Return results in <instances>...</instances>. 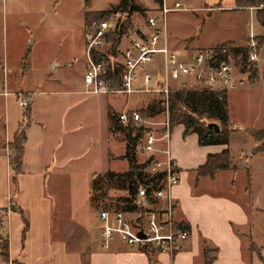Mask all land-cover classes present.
Masks as SVG:
<instances>
[{
    "label": "crops",
    "instance_id": "1",
    "mask_svg": "<svg viewBox=\"0 0 264 264\" xmlns=\"http://www.w3.org/2000/svg\"><path fill=\"white\" fill-rule=\"evenodd\" d=\"M164 1L167 4L176 2L186 8V11L174 14H193L185 17V21L177 20L171 27L164 22L167 46L179 54L223 48L222 45H225L229 60V56L239 54L236 50L242 49L241 44L249 36H255L253 25L258 26L257 23H248L247 26L244 20L245 15L254 19V10L236 9L234 0ZM133 2L142 11L139 13L142 16L159 15L161 0H154L155 3L150 4L151 9H156V15H146L144 8L136 4L135 0ZM137 14L130 15L132 31L127 39H134L147 32L144 20L138 19ZM238 23L242 25L243 31L238 39H234L231 35ZM188 24L187 33L185 26ZM127 39L123 44L121 42L123 47L127 45ZM261 48L264 49V46ZM24 55L26 53L21 52L19 62L27 66V59L22 61ZM6 59V53L2 52L1 70ZM252 64L255 66L256 80L260 76L263 78L264 66L258 64L257 58ZM232 67L234 77L233 64ZM236 82L242 83L235 76L232 87L226 90L227 108V93L235 88ZM6 84L7 81H0V213L4 214L0 238H5L7 242L6 260L0 256V264H203L202 243L215 250L212 264H264V152L252 154V149L259 142L246 134L237 140L250 145L242 162L237 160L238 156L236 159L231 155L229 138L234 132L231 129L226 145L199 146L195 134L182 138L183 127H172L167 151L179 179L169 191L173 203L172 222L185 224L188 235L184 240L178 241L172 255L148 248L149 260L140 249L125 246L117 237H113L108 241L107 247L102 248L100 222L97 213H93L88 205V189L83 205L60 203L55 189L58 176L54 175V166L57 165L54 153L57 149L49 148L48 153H44L46 129L34 116L35 94L27 90L9 91ZM39 94L47 97L50 93L40 91ZM18 95L28 102V125L24 129L22 173L12 184L7 145L21 122L22 111L16 100ZM134 95L137 94L126 96ZM127 103L118 110L108 107L111 108V113L117 115L122 112V108H128ZM153 119L148 118L150 125L155 124L149 127L157 130L159 125ZM113 121H116V116H113ZM244 129L264 130L249 127L241 128L239 132ZM162 147L163 145L160 148ZM222 150L228 151L229 168L211 176L197 175L196 170L204 164L206 156L218 154ZM123 152L124 141L120 157ZM155 157L165 159L161 154ZM72 195L74 192L69 193L68 197L71 198ZM164 206L163 200H154L147 209L159 212ZM23 221L26 229L22 238Z\"/></svg>",
    "mask_w": 264,
    "mask_h": 264
},
{
    "label": "rangeland",
    "instance_id": "2",
    "mask_svg": "<svg viewBox=\"0 0 264 264\" xmlns=\"http://www.w3.org/2000/svg\"><path fill=\"white\" fill-rule=\"evenodd\" d=\"M118 1L0 0V54L5 52L7 58L2 70L0 67V81H7L9 91L34 92V116L46 129L44 153L47 154L49 148L57 149L54 153L57 157L54 175L58 176L55 189L62 205L68 202L75 206L82 204L91 174L103 175L107 170L125 172L126 162L120 160L124 138L115 129L113 116L116 114L111 113V108L118 110L128 102V108H122V112L136 111L140 114L147 107L158 106L157 103L161 101V97L154 94L126 96L84 93L83 28L94 13L108 10ZM135 3L144 8L146 15H156V9L150 8L154 0H135ZM191 15L190 12L170 13L165 16L164 22L171 27L177 20L185 21V17ZM136 17L145 19L139 13ZM244 20L247 26L255 22L252 16L247 15ZM238 24L231 35L234 39H238L243 31L242 25ZM253 26V38L264 36L263 28ZM185 32H189V24L185 26ZM123 41L125 39H122V44ZM248 42L249 39H246L241 47H246ZM23 51L27 66L19 62V55ZM256 56L258 64L264 66V49L258 50ZM229 62L234 66L233 78L237 76L242 81L236 82L235 88L227 93L229 129L234 131L229 138V149L234 158L238 156L236 159L243 162L250 145L237 140L242 135H248L249 129L239 130L249 127L264 129V77L256 80L254 74L250 80L248 65L241 60L240 54L229 56ZM177 87L173 83L171 90L177 91ZM200 89L204 87L194 84L186 87L188 91ZM40 91L50 94L45 97L39 94ZM160 107L163 111L151 117L158 125L163 121L165 112L164 104ZM166 110L168 115V98ZM261 143L264 144V140ZM135 154L136 162L144 163L146 157ZM143 173L150 175L145 170ZM73 192L74 195L69 198V193ZM101 192L103 198L94 203L97 205L95 208L88 201L93 213L98 214L103 206L113 205L118 197L125 195L112 183H102ZM145 201L150 203L146 198ZM108 210L113 212V209ZM125 215L132 217V213Z\"/></svg>",
    "mask_w": 264,
    "mask_h": 264
},
{
    "label": "built area",
    "instance_id": "3",
    "mask_svg": "<svg viewBox=\"0 0 264 264\" xmlns=\"http://www.w3.org/2000/svg\"><path fill=\"white\" fill-rule=\"evenodd\" d=\"M186 11L179 3L167 4L161 0L158 16L145 17L147 32L134 39H127L125 47L120 45L115 55L108 52L105 37L115 28L116 17H111L99 23L89 22L83 28L85 67L82 75L84 93L90 95L104 94H154L161 97L164 104V119L159 123V129L149 127L148 119H143L138 112L128 111L116 115V121L121 126L131 123L141 127V135L135 147V153L146 157L148 161L144 169L150 175L163 173L159 188L151 195L154 200H163L164 209L157 212L148 210L143 214L140 224L136 219L127 218L121 211H99L97 218L100 222L102 248L107 247L108 241L117 237L127 247L154 248L159 253L172 255L176 244L184 240L188 232L172 229V211L169 191L178 183V175L168 157L169 126L166 110V99L171 92V83L178 85L177 90L189 85H199L213 90H228L233 83V67L226 57L225 49L212 48L179 54L169 49L163 31L164 17L169 13ZM122 42V41H121ZM246 47L251 51L248 63L256 61L255 43L249 36ZM225 54V60H217V56ZM99 56L105 59L96 58ZM113 65L118 81L117 89L106 85L107 65ZM18 107L23 110L28 102L21 95L16 97ZM155 124H151L153 126ZM163 145L162 148H160ZM161 154L164 160L155 156ZM144 161V162H145ZM147 209L148 202L140 195L134 203ZM4 214L0 213V224ZM138 233L142 237L138 236Z\"/></svg>",
    "mask_w": 264,
    "mask_h": 264
},
{
    "label": "trees",
    "instance_id": "4",
    "mask_svg": "<svg viewBox=\"0 0 264 264\" xmlns=\"http://www.w3.org/2000/svg\"><path fill=\"white\" fill-rule=\"evenodd\" d=\"M234 5L236 9H254L255 22L260 28L264 29V0H234ZM132 13H142V11L134 4L133 0H119L115 7L95 13L90 18V22L99 23L111 17H116L114 30L105 37L108 52L113 56L122 39L128 38L132 31L130 21ZM253 42L255 43L254 52L256 53L262 47V44H264V36L253 38ZM222 46V49H225V45ZM236 52L240 54L241 60L248 65V78L251 80L255 74V66L252 63H248V55L251 51L247 47H244L236 50ZM25 58L26 55H24L22 61ZM96 59H105V57L99 56ZM217 60H225V54L220 53L217 56ZM106 70L107 78L105 82L107 87L117 89L118 81L115 70H113V65H107ZM167 98L169 131L175 125H181L183 127L182 138L195 134L199 146L226 145L228 143L230 129L228 126V108L225 90L204 88L188 91L185 88H181L177 91L169 92ZM161 104L162 101H159L157 103L158 106H150L140 112L141 115L143 114L142 118H151L162 112L163 108L160 107L162 106ZM210 123L217 124V131L209 125ZM27 125L28 106L23 110L21 122L14 133L12 141L7 145V160L12 172L10 179L12 184H14L15 178L22 173L21 157L25 141L24 129ZM115 129L124 138V152L120 159L126 162V170L123 173L107 171L103 175L92 174L88 186V201L95 208L97 205L95 206L94 203L98 199L103 198V193L101 192L102 183H112L116 188L125 192V195L118 197L113 205L103 206L101 210L109 211L108 209H113V211L132 213L133 218L141 224L143 214L148 212V209H143L134 203L140 195H143L150 203L154 202L151 195L159 188L163 180V173L146 175L143 173V170L146 168L148 161L142 164L136 162L135 147L141 135V127L136 128L131 123L121 126L116 122ZM247 134L255 142H260L259 145L252 149V154L264 152V144L261 143L264 140V130H247ZM229 161L230 158L227 150H222L215 155H207L204 164L197 168L196 173L197 175H214L218 171L229 168ZM25 229L26 223L23 221L22 238ZM172 229L173 231L182 230L188 232V227L183 223H173ZM250 248H253L251 244ZM6 250V239L0 238V256L4 260H6ZM140 251L150 260L148 248H141ZM214 257L215 250L209 249L205 243H202L203 264H212Z\"/></svg>",
    "mask_w": 264,
    "mask_h": 264
},
{
    "label": "water",
    "instance_id": "5",
    "mask_svg": "<svg viewBox=\"0 0 264 264\" xmlns=\"http://www.w3.org/2000/svg\"><path fill=\"white\" fill-rule=\"evenodd\" d=\"M211 127H213L214 129H215V131H217V124H215V123H210L209 124ZM138 236L139 237H142V235L140 234V233H138Z\"/></svg>",
    "mask_w": 264,
    "mask_h": 264
}]
</instances>
